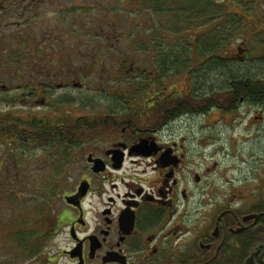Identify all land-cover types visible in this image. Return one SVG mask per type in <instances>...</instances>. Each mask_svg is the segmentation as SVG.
I'll return each instance as SVG.
<instances>
[{"label":"flooded vegetation","instance_id":"1","mask_svg":"<svg viewBox=\"0 0 264 264\" xmlns=\"http://www.w3.org/2000/svg\"><path fill=\"white\" fill-rule=\"evenodd\" d=\"M252 2L253 52L260 47L264 64V26L256 29L264 18ZM203 5L208 0H0V35L14 27L19 40L37 31L56 41L10 50L23 58L6 65L11 81L0 75L2 179L15 183L11 170L25 161L34 168L26 183L44 185L31 186L39 208L0 209V264H264V193H247L256 197L247 207H195L219 196L203 191L208 167L192 169L191 151L174 141L213 109L246 107L264 118V68L255 55L249 82L260 98L233 96L235 110L217 105L225 83L208 81L202 43L223 17L217 11L207 21ZM127 7L137 20L118 32L112 17ZM125 38L135 47H119ZM230 194L220 192L247 197Z\"/></svg>","mask_w":264,"mask_h":264},{"label":"rangeland","instance_id":"2","mask_svg":"<svg viewBox=\"0 0 264 264\" xmlns=\"http://www.w3.org/2000/svg\"><path fill=\"white\" fill-rule=\"evenodd\" d=\"M250 4L254 5L253 10L257 17L263 19L264 1L255 0V2ZM223 5L225 6L219 7V13L222 12L223 19L220 20V27H218L219 30L225 31L224 34L220 36L222 41L220 55L222 54V57L226 58L223 64H226L228 67L237 68L242 73H246L253 64V56L255 55L256 59H254V63L257 66L256 68H263V51L258 52L260 51V47H258V50L255 51V53L253 52V41L256 38L252 33L253 29H251V17L253 15L251 13L253 11L240 1V7L236 3L235 6H232V3L227 0ZM119 10L125 13L123 15L114 14L112 21L118 19V32H125L128 29V24H133L134 21L136 22L137 18H135V20L133 18L135 17V13L132 11V7L120 8ZM128 15L134 16L127 17ZM240 15L242 16L241 18ZM230 16L233 17V21L236 25L231 29V22L228 21ZM237 18L241 22L238 20L236 21ZM92 25H94V29L105 27L104 24L98 23ZM261 26H264V24L259 23L256 25V29L259 30ZM39 27L40 25H36V30L39 31ZM208 28L212 29L208 34H214L212 32L215 29V25L213 27L207 26L206 30ZM14 31L19 30H15L14 27L9 28V30L5 28L2 29V35H0V75L5 83L11 81L9 74L5 71L6 65L9 62L14 63L23 58L21 54L20 56H10L13 50L21 52L17 51V49L24 50L25 44H27L26 47L32 46V50L41 47L56 46V41L42 39V36L39 35L37 31L33 35V38L29 40L14 38L12 36ZM112 39H109V41ZM63 41L68 43L67 47H72V40L66 39ZM134 42L135 40L131 41L125 38L119 42L118 46L129 49L135 47L134 45L136 42ZM12 57L15 58V61L12 60ZM105 63L106 61H103L102 65ZM213 63L212 60H208L207 62L208 73L206 76L208 81L219 79L220 76L217 75V72L222 71L221 69V71H216L212 66L209 67V64ZM253 115L255 114L246 107L239 108L237 113L221 112L213 109L198 125L193 124L191 127H187L176 133L174 141H176L177 144L182 143L185 146L184 151L186 154H188L187 150L191 151L192 169H198L200 172H203L205 167H208L207 180L202 181V186L204 187L203 191L208 192L213 190L214 197L217 198V196H219V199L216 201L207 196L197 199L196 202L198 204L195 207L204 211L213 209V203L219 205L223 203L235 204L239 207L243 204V207H247L256 198L250 197V194L247 193L250 192L251 195L258 192L264 193V118L255 119ZM29 169L34 170V168L27 166V162L21 161L19 167L11 170V177L14 178L16 176L15 183H8V181L6 182V178L2 179L3 168H1L0 181L3 180L5 182H0V209L4 208L6 212L9 208L17 210L19 208L33 209L34 207L39 208L42 204L38 191L31 189V186L36 188L44 185L38 182L26 183ZM53 185L54 184L49 183L47 187L48 208L55 206L52 204L53 199L51 198L53 196L52 194L50 195L53 191ZM236 191H240L247 197L244 199L233 198L228 200L225 198L223 199L220 195V192H223L231 196L230 193ZM6 192L11 193L10 200L3 199ZM16 193H20V197L24 199L21 201L22 203L17 199L19 197L15 195ZM8 202H10V205ZM24 203L26 204L24 205ZM57 207H59V205ZM50 245L51 243L49 246ZM54 250H56L55 246L53 247V251Z\"/></svg>","mask_w":264,"mask_h":264},{"label":"trees","instance_id":"3","mask_svg":"<svg viewBox=\"0 0 264 264\" xmlns=\"http://www.w3.org/2000/svg\"><path fill=\"white\" fill-rule=\"evenodd\" d=\"M231 1V0H229ZM241 3H243V5H247L248 6V0H240ZM201 5H196L193 4L192 6V10L194 11L195 8L200 7ZM204 6V5H203ZM205 18L207 21L212 20L213 16L215 14H217V11L219 12V8H213L210 5V0H208V5H205ZM242 8V6H241ZM242 16L240 15V18ZM193 21V19H192ZM229 22H231L230 24V29L233 28L235 22L233 21V17L230 16V18L228 19ZM239 22H241L238 19ZM180 22H177V26ZM214 25H215V29L212 33L214 34H208L206 37V41L203 44V48H206V50L208 51V56H209V60H212L214 63L213 64H209V67H213L214 70L218 71L220 70L221 72H217V75L220 76L219 79L223 78V81L225 83L223 89L221 92L218 93H214V95L218 98L217 100V105L219 107H222L225 111L228 110H235L236 107V103L235 100L231 101L229 99H231L233 96H235L236 98L238 96H243L245 99H249V98H253V96L258 99L260 98L261 94L259 92H255L252 91V88L250 87V69L246 72V73H242L239 71V69L237 68H233V67H228L226 64L224 63V60H226V58L222 57L221 53V45H222V41H221V35L224 34L225 31L219 30L218 25H216V21H214ZM170 24V23H168ZM211 24V23H210ZM209 24V25H210ZM214 25H212L211 27H213ZM163 30V29H161ZM212 29H209V32ZM217 32V33H216ZM223 38V37H222ZM226 38V37H225ZM225 53V52H224ZM223 53V54H224ZM166 62H168V60H166ZM264 68V67H263ZM263 68H257L258 70H260L261 72H263ZM234 90V91H232ZM256 241H258V237L256 238Z\"/></svg>","mask_w":264,"mask_h":264},{"label":"water","instance_id":"4","mask_svg":"<svg viewBox=\"0 0 264 264\" xmlns=\"http://www.w3.org/2000/svg\"><path fill=\"white\" fill-rule=\"evenodd\" d=\"M251 260H253V255H250V257L248 258V260L246 262L250 263Z\"/></svg>","mask_w":264,"mask_h":264}]
</instances>
